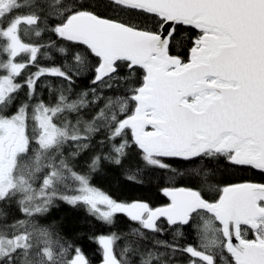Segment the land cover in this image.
Here are the masks:
<instances>
[{"label":"snow or ice","instance_id":"6c2138e0","mask_svg":"<svg viewBox=\"0 0 264 264\" xmlns=\"http://www.w3.org/2000/svg\"><path fill=\"white\" fill-rule=\"evenodd\" d=\"M0 56V264H92L37 222L56 200L138 225L90 237L101 264H264V0H0ZM89 73L92 87L74 92ZM94 140L101 151L77 172L65 148L75 159ZM132 149L145 170L168 174L169 203L118 201L91 184L102 162L122 167ZM193 162L260 180L227 182L210 201L175 186L177 165ZM141 174L125 170L130 183ZM14 210L26 219L8 224ZM194 217L199 244L182 243Z\"/></svg>","mask_w":264,"mask_h":264},{"label":"trees","instance_id":"16d2710c","mask_svg":"<svg viewBox=\"0 0 264 264\" xmlns=\"http://www.w3.org/2000/svg\"><path fill=\"white\" fill-rule=\"evenodd\" d=\"M22 39L27 40V37ZM46 40L47 37H44ZM182 52L184 50H181ZM0 58H3L0 56ZM43 64H48V61H41ZM57 63H59V57L57 56ZM34 71L35 69H30ZM53 85H58L59 81L55 78H49ZM92 87L91 85V73L76 80L74 92L86 90ZM119 93L112 91H106V96H114ZM43 97L46 102H53L54 97H50L49 93L44 90ZM23 93H21V99ZM99 107H103V102L99 104ZM96 109L86 111L84 113L85 118H90L95 114ZM69 119H73L72 116ZM130 135V133H129ZM104 133L101 132L95 138L99 140L103 138ZM95 140L93 141V147L82 153L80 156L72 159L69 153L75 149L72 146H68L64 150L65 157H68L72 166L77 172H87V165L90 163V158L101 149L96 145ZM107 152L108 149L105 147L103 150ZM182 172H185L183 179L177 178L174 182L175 186L192 187L199 189L204 198L208 200H214L217 198V189L222 187L227 182H239L242 178H253L260 180L258 171L247 170V169H233L225 163L207 164L204 162H193L189 165L179 164L177 165ZM136 168L141 169V175L139 180L142 183H130L125 178V170ZM205 172H208V176H205ZM41 181H37L36 186H39ZM91 184L97 189L101 190L105 194L117 199L118 201H146L153 207H160L169 203L168 197L164 196L161 189L165 186H172L169 181L167 173L159 170L147 169L139 161L137 150L132 149L129 153L128 158L125 160L122 167L110 164L107 161L102 162L99 170L92 173ZM209 214L201 213V216H207ZM7 219L8 224H12L15 220L26 219L22 213L14 210L11 212ZM37 222L42 226H53L54 230L63 236L68 241L75 242L76 245L82 247L92 264H100L102 261V250L99 244L90 237L98 235H108L111 232L117 234L128 233L132 228L138 227L134 222H131L125 215L117 214L115 217L114 225H106L100 221H97L95 217L89 216L82 206L73 207L70 204L65 203L62 200H56L53 206L50 208L47 214L41 217H37ZM203 221L199 217H194L193 225L184 228V236L181 238V242L191 243L193 245L199 244V235L196 226H202ZM0 226H3V221H0ZM171 230H167L162 238L172 240ZM119 247H123V241H117V251ZM176 264H188V258L185 256L181 260H178Z\"/></svg>","mask_w":264,"mask_h":264},{"label":"water","instance_id":"95a60500","mask_svg":"<svg viewBox=\"0 0 264 264\" xmlns=\"http://www.w3.org/2000/svg\"><path fill=\"white\" fill-rule=\"evenodd\" d=\"M101 264V263H100Z\"/></svg>","mask_w":264,"mask_h":264}]
</instances>
